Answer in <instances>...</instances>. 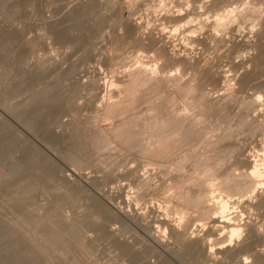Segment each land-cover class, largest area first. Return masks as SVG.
Listing matches in <instances>:
<instances>
[{"label":"rangeland","instance_id":"1","mask_svg":"<svg viewBox=\"0 0 264 264\" xmlns=\"http://www.w3.org/2000/svg\"><path fill=\"white\" fill-rule=\"evenodd\" d=\"M69 1L0 0V264H210L211 261L212 264H217L219 259V264H250L252 258H249V262L247 259L246 262L244 261L245 250L247 258L252 257L254 250H264V206L247 211L246 206L242 208L231 205L233 208L230 207L231 211H235L233 213L228 208L226 218L237 212L234 210L237 206L238 212L242 211L240 214L243 219L237 212L236 214L241 218L239 217L238 222L236 220L234 222L237 224L252 223L251 226L261 232L257 235V232L252 233L254 229H251L250 235L253 237L248 238V241H252L251 247L248 246L249 249L241 250L242 253L240 251L242 257L238 252L237 258L234 254L232 257L225 253L222 258L221 254L218 256L215 252L216 245L212 250V239L216 236L207 237L211 238V241L206 239L207 242H212L209 243V248L215 252L209 253L210 262L207 260L208 256L201 258L200 252L197 253L192 248L189 250L187 244L184 245L171 236L169 229L158 224L153 217L163 218L165 221L168 218V223L175 224L180 227V230L189 229L186 232L195 236L200 227L206 226L207 229L210 226V223L204 219L205 216L202 215L206 208L205 205L209 204L207 208H215L213 204L217 207L219 200H224L225 197L229 199L228 197L232 196L231 193H236L230 190L231 186L228 185L230 193L227 191V195L225 190L228 189L225 188V182L221 185L227 179L228 173H237V176L249 173L250 169L241 163L243 156H249L255 161L258 158L257 155H264L262 142L264 128L261 126L264 125V0H219V2L217 0L218 3L214 9L208 11L203 9L202 19L205 21H202L212 23L218 15L224 18L227 16L226 22L223 19L222 23L232 24L234 28L230 26L231 29L228 24L224 23L221 29L212 30L211 24L210 27L207 25L200 35L202 41L185 46L186 42L183 40L182 47L181 40L177 41L179 37L175 39L176 37L172 35V40L171 25L152 22V19L145 17L142 7L145 0H141L137 10L141 9L139 12L136 11L134 17L141 18L146 33L153 36L156 34L155 37H160L158 33L163 35L162 31L166 35L168 31L167 36L171 42L175 43L173 48L178 54L185 53L188 59L195 60L185 64L186 67L184 64L179 65L178 61L172 63L167 58H158L156 55L158 51H154L157 48L144 51L133 39L128 40L131 41L130 43L125 41L127 44L119 41V48L112 50L113 45L109 42L113 39L112 32L114 33L115 30V33H119V29H123L124 26L120 28L118 24L113 23L112 14L109 12H101L97 18L96 16L92 17L93 19L87 18L88 21L70 16L67 12ZM120 1L122 2L120 16L124 25L128 18L129 5L125 4V0ZM147 21L150 24H147L146 28ZM144 30L142 32H145ZM115 33L113 36H116L117 33ZM196 35L199 36L198 33L194 34ZM247 38H250L253 44L249 49L241 50L234 45L233 41ZM177 42L179 47H177ZM232 45L237 48L232 49ZM184 46L186 48L183 52ZM137 67H145L147 71L149 70L152 76V83L149 84L153 86L150 87L149 84L147 85L149 88L146 85V87L137 86L136 94L134 93L136 99L133 95L132 99H129L131 96L126 93L128 98L126 97L124 85L122 87L121 84L125 75L129 73L128 71L131 72ZM217 70L220 71L221 77L223 75L226 77L225 80L219 79V73L216 74ZM166 78H176L179 82L173 83V80H169L164 83ZM153 79L155 81L158 79L157 83ZM191 79L197 84L198 81L200 82L199 88H204L203 90L207 92H205L207 99L201 100L203 97L198 99L200 94L197 91L196 95L194 91L193 94L190 93L194 95L193 101V97L191 98L185 89L182 91L184 87L180 85ZM162 80H164L163 83ZM95 81L99 82L102 85V91L104 90L98 96L95 95L94 90H91V87L83 86V83L90 84L91 82L92 85L96 83ZM170 81L173 84L168 85ZM177 84L179 87L175 88ZM137 94L140 96L138 97ZM219 94L224 96L223 99ZM169 98L170 102H173L172 105L168 104ZM257 98L261 99L259 100L262 105L261 102L260 105L254 103ZM115 99L118 103H122L125 99L134 103L124 104L123 111L117 108L115 115L105 118V104H108V101L115 103ZM208 99L215 102L219 99V105L212 107L213 103ZM22 101L25 102L22 108L13 111L17 105L21 106ZM25 104L26 108H24ZM208 104L212 105L209 107ZM10 105L12 108L9 107ZM175 113L187 115L189 118L193 116L191 119L196 120L198 124L190 119L189 125H186L187 128L184 125L186 139L180 137V141L185 142V145L179 140L175 141L177 135L175 133L173 144L170 142L168 148L166 147L168 150L165 149V152L161 149L162 145L157 144L160 147L157 146L160 153L158 151L159 154H154L157 152H153L152 149L155 142H159L160 139L156 137L164 135L166 137L170 130L174 131V127H171L169 123L168 132L166 129L163 133V129L160 131L158 128L164 135L156 133V130L153 136V131L150 130L152 124L150 123V128L146 121L151 120L154 123L155 120L153 121L152 118L157 114V121H159L168 118L166 116L172 118L174 115L175 117ZM121 121H125L127 128L131 127L129 135L127 134V137L129 136L127 142H122L121 138L115 136L116 139L112 131L110 135L112 126L114 127ZM130 123L137 125L134 128L135 125L131 126ZM139 124L142 125L143 130H145L143 125H148L145 128L149 127L147 130L153 134L149 132L150 136L155 137L154 142L151 136L153 148L147 144L152 150L151 154L142 151L144 149L142 146L148 141L146 138L150 136L146 130L144 132L140 130L141 128L137 130L141 126ZM259 125L260 130H258ZM133 128L137 130L136 132L133 130L136 134L140 130V133L135 136V141L138 143L142 140L141 145L138 143L135 146L137 143L133 141L134 134H131ZM188 128L191 130L189 131ZM173 131L168 134L170 137ZM141 132L147 133L145 136L148 135V137L145 140L140 139L144 138ZM177 132H179L178 129ZM101 133L107 139L103 136L102 138ZM105 141L108 144L103 145ZM212 156H217V159ZM198 157L201 162L203 159V163L207 158L206 163H202L200 168L201 162L199 163ZM181 158L183 159L180 161ZM258 159L262 160L258 163L262 171L264 159L261 157ZM215 160H218L216 161L218 166ZM196 161L198 164L194 165ZM212 162L215 163V168ZM207 163L209 166L204 167ZM210 167L214 168L213 174L209 170ZM72 171L79 176L73 177V183L66 178L67 175L72 174ZM226 174L227 177H225ZM207 175H212V177ZM220 175H224L223 181ZM235 175L232 174V176ZM190 176L191 179L186 180ZM139 177L141 179L149 177L150 181L147 183L148 179H143L146 182L142 183ZM185 180L188 182L186 183ZM220 182L218 187L221 191L217 189ZM139 183H142L143 187ZM206 185L213 193L206 200L207 204L198 203L199 208L203 207L200 213L199 208H193L198 207V204H195L191 197L197 195L194 199H201L200 195L203 194L202 190L206 188ZM187 194L188 196L191 194L189 200L193 207L189 206V201L186 202L183 199L186 197V200L188 199ZM237 195L234 196L236 200L240 198V194L238 197ZM113 208L126 212L129 210L132 214H143V217L145 214L144 220L147 222L143 220V217V222L136 223L119 220V217L116 218V214L114 215ZM150 212L154 213V216ZM215 212L211 215L214 216ZM189 217L191 218L190 222L188 221L190 225L187 226ZM206 218L209 219V217ZM203 229L200 228L201 231ZM206 229L203 233H206ZM248 230L249 228H241V239L245 234L247 235ZM150 233L165 236L168 253L149 242L148 234ZM222 244L227 246L226 242L220 245ZM247 251L252 255H249ZM212 255L215 259L211 257ZM235 259H237L236 263ZM256 261V258L254 262L252 260L253 264H264L260 260Z\"/></svg>","mask_w":264,"mask_h":264},{"label":"bare ground","instance_id":"2","mask_svg":"<svg viewBox=\"0 0 264 264\" xmlns=\"http://www.w3.org/2000/svg\"><path fill=\"white\" fill-rule=\"evenodd\" d=\"M141 0H125V4H128L129 6H128V10H127V14H128V18H127V21H126V23H124V25H123V20H121V16H120V8H121V5H122V2L120 1V0H70L69 1V6H68V14L70 15V16H74V17H80V18H82V20H84L85 21V19L87 20V18L89 19V18H92V17H95L96 16V18H97V16H99V14H101V12H109V13H111L112 14V17L111 18H113V20H111V21H113V23L115 22L116 24H118V27H122L123 28V26H124V28L123 29H119V33H115V30H114V33L116 34V36H113V32H112V38L113 39H110V41L109 42H111V44L113 45L112 47H111V49L113 50V48L115 49H118L119 48V45H120V43L121 42H125V41H128V40H130V39H133L135 42H137L138 43V45L142 48V49H144V51H145V49L146 50H151V49H154V48H157V49H154V51L155 50H157L158 52H156V55H157V57L158 58H160V59H162V58H167L168 60H170L172 63L173 62H175L176 63V61H178V63H179V65H182V64H186L187 65V63H191V60L192 61H195V60H193V59H188L189 57H187V55L185 54V53H180V54H178V52H177V50L175 49V48H173V44H175V43H173V41L171 42L170 40V38H168L169 36H167V34H169L168 33V31H167V34L165 35L164 34V31H162L163 32V35L165 36H163V35H161V33H158V34H160L159 36L160 37H155L156 36V34H155V36H153V35H151L150 33H146V31L144 30V28H143V24H144V22L142 23L141 22V18H136V17H134L135 16V14H136V11H138L137 9H138V4H139V2H140ZM218 2H219V0H218ZM217 2V0H145V2H143V9H144V14H145V17L147 18H150V19H152L151 21L153 22H158V23H167V24H169V25H171L170 27V30H172L171 32H172V34L170 33V36H171V38L173 37L172 35H174L176 38L175 39H177L178 37L180 38H178L179 40H177V41H180L181 40V47H182V41L184 40L186 43H185V46H186V44L188 45V44H196L197 42H199L200 40H201V38H200V35H201V32L203 31V30H205L206 28H205V26H209L210 27V24H211V28H212V30L213 29H217L218 30V28H222L223 27V25L222 24H224L225 22H226V20H225V18L227 17H223V16H217V18H215V20H213L212 21V23H211V21L210 22H203V21H205V20H203L202 19V16L204 15L203 14V9L205 10V11H208L209 9L211 10L212 8L214 9L215 8V5L218 3ZM141 9V8H140ZM140 9H139V11H140ZM138 11V12H139ZM103 13V14H104ZM107 14V13H106ZM109 15V14H108ZM147 15V16H146ZM226 15V14H225ZM141 17H143V15L141 16ZM144 17V18H145ZM93 19V18H92ZM108 19H109V17H108ZM225 20V22H223L222 23V20ZM228 19V18H227ZM137 20H139V21H137ZM203 20V21H202ZM88 21V20H87ZM125 21V20H124ZM112 23V22H111ZM209 23V24H208ZM233 23V22H232ZM85 24V23H84ZM148 24V21H147V23L145 24V26ZM150 24V23H149ZM148 24V25H149ZM226 24V23H225ZM228 24V23H227ZM226 24V25H227ZM234 24V23H233ZM147 25V26H148ZM229 25V27L231 26L232 27V24L230 25V24H228ZM147 26H146V28H147ZM235 26V25H234ZM150 27V26H149ZM224 27H225V25H224ZM227 27V26H226ZM230 27V28H231ZM203 28H205V29H203ZM232 28H234V27H232ZM231 28V29H232ZM117 30V29H116ZM145 31V32H142V31ZM234 30V29H233ZM232 30V31H233ZM235 30H236V27H235ZM17 31V30H16ZM15 31V32H16ZM122 31V32H121ZM155 31H157V30H155ZM161 31H159V32H161ZM195 33H198L199 34V36H194V34ZM229 33H231V31L229 32ZM14 35H15V33H14ZM103 35V34H102ZM101 35V36H102ZM260 35V34H259ZM100 36V35H99ZM111 36H110V38H111ZM100 38V37H99ZM108 38V37H107ZM105 39V38H104ZM109 39V38H108ZM174 39V41H176ZM14 40V39H13ZM103 40V39H102ZM172 40H173V38H172ZM15 41H17V40H15ZM108 41V40H107ZM106 41V42H107ZM119 41H120V43H119ZM184 41H183V43H184ZM202 41V40H201ZM220 41V40H219ZM20 42V41H19ZM131 42V41H130ZM129 41H128V43H130ZM234 42V45L235 46H237L239 49H249L253 44H252V42H251V40H250V38L248 39H240V40H238V41H233ZM253 42H254V40H253ZM16 44V43H15ZM125 44H127V42H125ZM124 44V45H125ZM257 44V43H256ZM18 45V44H17ZM179 44H178V42H177V47H179L178 46ZM234 45H232V49H233V47L234 48H237V47H235ZM183 47V49H182V51L184 50V48H186V47ZM107 47V46H106ZM122 47V46H121ZM17 48V47H16ZM172 48H173V50H175V51H173L172 50ZM115 49V50H116ZM139 49V48H138ZM16 50V49H15ZM179 51V50H178ZM237 51V50H236ZM147 52V51H146ZM174 52H176V54L174 53ZM184 52V51H183ZM15 53V52H14ZM14 53L12 54V55H14ZM186 56H185V55ZM197 61V60H196ZM242 63H243V61H241ZM251 62V61H250ZM181 63V64H180ZM193 64H194V62H193ZM198 64V63H197ZM243 64H245V63H243ZM186 65H185V67H186ZM178 66V65H177ZM191 66V65H190ZM180 67V66H179ZM184 67V66H183ZM195 67H196V65H195ZM136 68V67H135ZM201 70V69H200ZM149 71V70H148ZM147 71V69L145 68V67H143V68H141V67H137V69H135V70H132L131 72H130V70L128 71L129 73H127L126 75H125V79H123V78H121V79H123V81H122V87H123V85H124V92H125V94L127 93V94H129L131 97H129V99H132V95H133V97H134V93L136 94V89L138 88L137 86H144V87H146L149 83H152L151 81H152V76L150 75V72H148ZM223 71V70H222ZM156 72V71H155ZM197 72V71H196ZM219 73V79H224L225 80V78L226 77H224V75L221 77L220 76V71L218 72V70H217V72H216V74H218ZM222 73V72H221ZM152 74V73H151ZM154 74V73H153ZM199 74H200V71H199ZM247 74V73H246ZM5 75H7L6 73H5ZM12 75V74H11ZM193 75H195V77H196V74H194L193 73ZM124 76V75H123ZM156 76V75H155ZM216 76H218V75H216ZM200 77V76H199ZM153 78H155V77H153ZM193 78H194V76H193ZM167 79V80H166ZM165 80L166 81H164V80H162V83H163V81H164V83L165 82H167V81H169V80H173L174 82L173 83H177V81L178 80H176V78L174 79V78H170V79H168V78H166ZM179 79H181V78H179ZM200 79V78H199ZM93 80H94V78H93ZM93 80H91V81H93ZM154 81H155V79H153ZM188 80V79H187ZM186 80V82L184 81L183 82V84H181L180 86L182 87H184V88H182V91H183V89H185L186 90V93H188L189 95H190V97L192 96L190 93H194V91L196 92V95H197V91H198V93L200 94V96H199V98L198 99H200V97L202 98L201 100H203V99H205L206 98V96L207 95H205V90H203L204 88H199V81H198V84L195 82L196 80H195V78H194V80L193 79H191V80H189V81H187ZM227 80V79H226ZM241 80V79H240ZM157 81H158V79L155 81L156 83H157ZM170 81V83H167L168 85L169 84H173L172 82ZM223 81V80H222ZM96 82V81H95ZM159 82H161V81H159ZM179 82V81H178ZM192 82H193V84H192ZM88 83V82H87ZM105 83V82H104ZM196 83V84H195ZM203 83V82H202ZM91 82H90V84H84L83 83V86H85L86 88L89 86V88L91 87V90H94V92H95V95L96 96H98V95H100L101 94V92H104V90L102 91V85L101 84H99V82H96V83H94V84H92L91 86ZM146 85V86H145ZM157 85H159V84H157ZM156 85V86H157ZM178 86H176L175 88H177V87H179V84H177ZM198 85V86H197ZM204 85V84H203ZM149 86H150V84H149ZM153 85H151L150 87H152ZM155 86V85H154ZM171 86V85H170ZM85 87H83V88H85ZM104 87H105V85H104ZM137 87V88H136ZM148 87V86H147ZM149 88V87H148ZM105 89V88H104ZM179 89V88H178ZM142 90V89H141ZM141 90H140V92H141ZM121 91H123V89H121ZM118 92V91H117ZM124 92H123V94H124ZM180 92V91H179ZM178 92V93H179ZM146 93V92H145ZM182 93V92H181ZM207 93V92H206ZM116 94V93H115ZM115 94H113V95H115ZM126 94V97L128 96ZM140 94V93H139ZM183 94H184V92H183ZM182 94V95H183ZM198 94V95H199ZM120 95V94H119ZM220 95V94H219ZM124 96V95H123ZM137 96H138V94H137ZM140 96V95H139ZM138 96V97H139ZM194 96V95H193ZM192 96V97H193ZM102 97V96H101ZM125 97V98H126ZM136 97V96H135ZM134 97V98H135ZM191 97V98H192ZM196 97V96H195ZM198 97V96H197ZM210 97V96H209ZM222 97V99H223V97L224 96H222V94L220 95V98ZM97 98V97H96ZM113 98H115V97H113ZM120 98V97H119ZM128 98V97H127ZM208 98V97H207ZM206 98V99H207ZM32 99V98H31ZM36 99V98H35ZM121 99H123V98H121ZM136 99V98H135ZM193 99V101H194V97L192 98ZM217 99V98H216ZM216 99H214V100H216ZM254 99V98H253ZM260 98H257V99H255L256 101L254 102L255 104L256 103H258L257 105H260V100H259ZM114 100V99H113ZM162 100V99H161ZM173 100V99H172ZM189 100V99H188ZM195 100H197L196 98H195ZM209 100V99H208ZM207 100V101H208ZM219 100V99H218ZM218 100H216V102L215 101H212L211 99L209 100V101H211L212 103H213V106L212 107H215V106H218L219 104V101ZM25 101V100H24ZM28 101V100H27ZM107 101V100H106ZM119 101V100H118ZM123 101V102H122ZM120 100V102H122V103H118L117 102V100L115 99V103H113V101L112 102H110V101H108V104L106 103L105 105H106V108H105V106H104V108H105V113H106V116H105V118L107 117V118H109V116H112V115H115V110H117V108H121L122 110L121 111H123V106H124V104L125 105H127L130 101H128L127 99H125V101L124 100ZM132 101V100H131ZM189 101H191V100H189ZM199 101V100H198ZM197 101V102H198ZM208 101V102H209ZM29 102V101H28ZM31 102V101H30ZM117 102V103H116ZM133 102V101H132ZM132 102H130V103H132ZM210 102V103H211ZM215 102V103H214ZM221 102V101H220ZM23 103H25V102H23L22 101V104H21V106L20 105H17V107H14L13 108V111H16V110H18L17 108H22V105H23ZM134 103V102H133ZM171 103V105H172V103L173 102H170V98H169V103L168 104H170ZM264 103V102H263ZM12 104V103H11ZM26 104H27V102H26ZM26 104L24 105V108H26L27 106H26ZM166 104H167V101H166ZM192 104H193V102H192ZM191 104V105H192ZM218 104V105H217ZM221 104V103H220ZM134 105V104H133ZM155 104H153V106H154ZM160 105V104H159ZM209 105V104H208ZM212 104H210L209 105V107L211 106ZM261 105H262V102H261ZM13 106H15L14 104H13ZM19 106V107H18ZM26 106V107H25ZM129 106V105H128ZM128 106H127V108H128ZM157 106H158V104H157ZM9 107H11V105L9 106ZM131 107V106H130ZM129 107V108H130ZM151 107V106H150ZM207 107V106H206ZM12 108V107H11ZM16 108V109H15ZM125 109V108H124ZM155 109H156V106H155ZM160 109V108H159ZM12 110V109H11ZM119 110V109H118ZM163 110V109H162ZM168 110V109H167ZM200 110V109H199ZM204 110V109H203ZM153 111V110H152ZM166 111V110H165ZM97 112V111H96ZM120 112V111H119ZM162 112V111H161ZM11 113V112H10ZM98 113V112H97ZM124 113V112H123ZM126 113V112H125ZM99 114V113H98ZM121 114V113H120ZM119 114V115H120ZM159 114V113H158ZM158 114H157V116H158ZM162 114V113H161ZM263 114V113H262ZM262 114L260 115L259 114V116H262ZM11 115H12V113H11ZM20 115V114H19ZM24 115V114H23ZM97 115V114H96ZM105 115V114H104ZM164 116H165V114H163ZM168 115H169V113H168ZM170 115H172V114H170ZM175 117H174V115H173V117L172 118H170L169 116H166V117H168V118H165V119H160V117H159V119L161 120H159V121H157V116L156 117H153L154 116V114L152 115V117L153 118H155V119H153L152 118V120L154 121V123L150 120V117H149V120L150 121H146L147 123L146 124H148L149 126H150V128H151V125H150V123L152 124V128L150 129V130H152L153 131V134L151 133V131H148L149 129V127L146 129L145 128V126L143 125V128L146 130V132L149 134V132L153 135V136H155V132H156V130H157V132L156 133H161V134H163L165 131H166V129H167V131L166 132H168V130L170 129V126L171 127H174V131H176V132H174L173 131V129L172 130H170V131H173L172 132V135H171V137H170V135H168V134H170V131H169V133L168 134H166V137H165V135L164 136H159V137H156V139L157 138H160L158 141L159 142H155L154 140H155V137H153L152 135V137H153V141L155 142V146H154V144L152 145L151 144V141H152V138H151V136H150V134H149V136L150 137H148V135H146L145 136V134H147V133H145V134H143V132L145 131V130H143L142 129V125L141 124H139V125H141L140 127H138L137 128V130L138 129H140V130H142L143 132H141L143 135H144V138H140V139H143V140H145V138L146 137H148V138H146V139H148V141H149V139H150V143H148V141H144L145 142V145H147V144H149V146L151 145L152 146V148H153V146H154V148L155 149H157L156 151H154L155 149L153 148L152 150H153V152H157V153H154V154H159L160 153V151H159V146H165L164 148L161 146V149L163 150H165V149H167L168 148V144H170V142L172 143L173 142V139L175 138V135L177 134L178 136H179V139H178V136L176 135V138H175V141H177V140H179V142H181L180 141V139L181 138H185L186 137V135H185V133H186V129L184 128V125L186 126L187 124L189 125V121H190V119L193 117H191V118H189L187 115L185 116V115H181V114H179V113H175ZM21 116H22V114H21ZM98 116V115H97ZM115 117V116H114ZM162 117V116H161ZM1 118V117H0ZM99 118V117H98ZM112 118V117H111ZM256 118V117H255ZM261 118V117H260ZM263 118V117H262ZM5 119V118H4ZM6 119H7V117H6ZM125 119V118H124ZM131 119V118H130ZM146 119V118H145ZM3 120V119H2ZM96 120V119H95ZM120 120V119H119ZM133 120V119H132ZM192 120V119H191ZM194 120V119H193ZM192 120V122H196V120L195 121H193ZM12 121H13V119H12ZM104 121H106L105 119H104ZM125 121H127V119H125ZM124 121V122H125ZM264 121V120H263ZM124 122L123 121H121V122H119L117 125H114V127L112 126V130H110V135H112L111 134V131H112V133L114 134L113 136L115 137H117V138H121V140H122V142H127V141H129V136L127 137V134L129 135V133H130V128L131 127H129L128 126V128H127V125H126V123L124 124ZM132 122V121H131ZM133 122H134V120H133ZM135 122H138V121H136L135 120ZM145 122V121H144ZM255 122H256V120H255ZM8 123V122H7ZM21 123H22V121H21ZM128 123V122H127ZM171 125H170V124ZM264 123V122H263ZM11 124V123H10ZM166 124V125H165ZM170 125V126H167V125ZM196 124H198L197 122H196ZM130 125H131V123H130ZM133 125H135L134 126V128L136 127V123L135 124H133ZM133 125H131V126H133ZM147 125V126H148ZM183 125V126H182ZM187 125V126H188ZM194 125V124H193ZM146 126V127H147ZM183 128H182V127ZM187 126H186V128H187ZM192 126V125H191ZM190 126V127H191ZM262 126V128H264V125L262 124L261 125ZM153 127H154V129H155V131H154V129H153ZM167 127H169V129L167 128ZM194 127V126H193ZM131 129L132 131L134 130H136V129ZM160 129V131L162 130L163 131V133L162 132H160L159 131V129ZM180 128V129H179ZM181 128H182V130L184 129V131H182L181 130ZM260 125H259V129L258 130H260ZM177 129H178V131L180 132H182V133H179V132H177ZM136 130V131H137ZM140 130H139V132L138 133H140ZM188 130L190 131L191 129L190 128H188ZM106 131V130H105ZM131 131V132H132ZM134 131L131 133V134H134V139H133V141L135 142V143H137L136 141H135V136H137V134L136 133H134ZM135 131V132H136ZM188 131V132H189ZM262 131V130H261ZM263 131H264V129H263ZM109 133V132H108ZM176 133V134H175ZM192 133V132H191ZM191 133H189V134H191ZM199 133V132H198ZM104 134V133H103ZM98 135V134H97ZM108 135V134H107ZM194 135V134H193ZM103 135H102V133H101V137H102ZM138 136H141V135H138ZM156 136H158L157 134H156ZM169 136V137H168ZM185 136V137H184ZM188 136V135H187ZM100 137V136H99ZM104 137V136H103ZM102 137V138H103ZM115 137V138H116ZM127 137V138H126ZM132 137H133V135H132ZM143 137V136H142ZM174 137V138H173ZM181 137V138H180ZM198 137V136H197ZM200 137V136H199ZM101 138V139H102ZM116 138V139H117ZM190 138H191V135H190ZM223 138H225V137H223ZM222 138V139H223ZM104 139H107V137L105 138L104 137ZM103 139V140H104ZM114 139V138H113ZM118 139V140H119ZM137 139H139V138H137ZM139 139V140H140ZM186 139V138H185ZM192 139V138H191ZM219 139V138H218ZM262 142H263V144H264V135H263V137H262ZM100 140V139H99ZM99 140H98V143H99ZM109 140V139H108ZM172 140V141H171ZM203 140V139H202ZM209 140V139H208ZM116 141V140H115ZM120 141V140H119ZM132 140H130V143L131 144H133L132 142H131ZM142 140H140L138 143L140 144V142H141ZM157 141V140H156ZM183 141H184V139H183ZM186 141V140H185ZM204 141V140H203ZM104 142V141H103ZM216 142V141H215ZM215 142H214V145H215ZM97 143V142H96ZM106 143H107V141H105V143H103V145H106ZM129 143V142H128ZM134 143V144H135ZM138 143L137 144H135V146L136 145H138ZM142 143V142H141ZM181 143H183V142H181ZM185 143V142H184ZM183 143V144H184ZM108 144V143H107ZM110 144V143H109ZM123 144V143H122ZM125 144V143H124ZM130 144V145H131ZM144 144V143H143ZM157 144H159V146L157 145ZM161 144V145H160ZM173 144V143H172ZM171 144V145H172ZM176 144H177V142H176ZM182 144V145H183ZM188 144V143H187ZM262 144V145H263ZM141 145V144H140ZM145 145H143L142 146V148L144 147V149H142L140 146V148L142 149V151H144L143 153H145V152H147V154H148V152L151 154L152 153V150H151V148H149V146L147 145V146H145ZM171 145H170V147H171ZM185 145V144H184ZM261 145V146H262ZM127 146V145H126ZM150 146V147H151ZM157 146L159 147V148H157ZM173 146V145H172ZM176 146H178V145H176ZM181 146V145H180ZM133 147V146H132ZM132 147H130V149L132 148ZM138 147V148H139ZM167 147V148H166ZM203 147V146H202ZM213 147H216V146H213ZM124 147H122V149H123ZM134 148V147H133ZM171 148H173V147H171ZM211 149H213L212 147H211ZM264 149V148H263ZM132 150V149H131ZM139 150V149H138ZM161 150V151H162ZM168 150V149H167ZM199 150H200V148H199ZM205 150V149H204ZM214 150H215V148H214ZM135 151V150H134ZM136 151H137V149H136ZM158 151H159V153H158ZM169 151H170V149H169ZM208 151V150H207ZM223 151V150H222ZM139 152V151H138ZM165 152H166V150H165ZM171 152V151H170ZM169 152V153H170ZM205 153V152H204ZM208 153V152H207ZM260 153V152H259ZM140 154H141V151H140ZM146 154V155H147ZM150 154H149V156H150ZM167 154V153H166ZM200 155V154H199ZM202 155H203V153H202ZM209 155H210V153H209ZM218 155V154H217ZM73 156V155H72ZM155 156V155H154ZM154 156H153V158H154ZM160 156V155H159ZM164 156V155H163ZM189 156V155H188ZM224 156V155H223ZM226 156V155H225ZM258 156V158L259 157H261V159L263 158L264 159V155H257ZM195 157V156H194ZM202 157V156H201ZM206 157V156H205ZM208 157V156H207ZM212 157H217V156H212ZM244 158H243V162L241 161V163H243V165H244V167L246 166L248 169H250L249 170V173H242V174H238L239 176H237V173H231L230 172V174L228 173V177H227V174H226V176L225 177H227V179H225V181H223V179H224V175H220V176H222L221 177V179H222V184H221V182L220 183H218V185H217V187L218 186H220V184L221 185H223V183L225 182V188L226 189H228V185H230L231 187H229L230 188V190H232V191H234V192H236V193H231L232 194V196H230L231 197V199H230V197H228L229 199H227L226 197H225V199L223 200H217L219 203H218V205H217V207L216 206H214V204L211 202V201H213V199H214V197L212 198V200L210 201L212 204H213V207H215V208H207V206L209 205V204H207L206 203V200L208 199V197L210 196V194H212L213 192H211V190H210V188H208V186L206 185V188L204 187V190H202L203 191V194L201 193V197L203 198V200H202V198L201 199H199V200H195L194 198H195V196H197V195H192V199L191 198H189L190 197V195L191 194H189V196H188V194H187V196H188V199L186 200V196H184V197H186V198H183L186 202L187 201H189L190 202V204H189V202H188V204H189V206L190 205H192L191 204V201L189 200V199H191L192 201H194V203L196 204H201L202 205V203L203 202H205V204H207V205H205L204 203V205L206 206V208H204V213L202 214V215H204L205 216V218H204V216H202L206 221H208V223H210V226L207 224V226H209L207 229L205 228L206 226H203V227H200L201 229H203L202 231L200 230V228H199V230H197L198 231V234H196L195 236H193V234H191V233H187L186 231H188L189 229H187L186 230V228H182V230H180V227H177L175 224H171V222H167L168 221V218H167V221H165L163 218L161 219H159L158 217H156V216H154V213H151V215H153L154 217H153V219H155L156 220V222H158V224H160V225H163V226H166V228L167 229H169V231H170V235L171 236H173L174 238H176V239H178V241H181V243L182 244H187L188 246H189V250H190V248H192L193 250H195L197 253L198 252H200L201 254H202V256H201V258L204 256H208L209 258L207 259V260H209V262H210V256H209V253L210 252H212V253H217V255L218 254H221V256L220 255H218V256H220L221 258H222V255H232V257H236V256H238V252L240 253V251L241 250H243V249H249L251 246H250V244H251V242L252 241H248V238H252L253 237V235H252V237H251V229L253 228L252 226H251V224H249V222L247 223H245L244 222V224H237V220H239V217L241 216V214L240 213H242V211H240V213L238 212V209H237V206L238 207H242V206H246L247 207V211H248V209H255L256 207H260V208H262L263 206H264V187L262 188V186H264V169L261 171L260 170V166H259V164L258 163H260L262 160H260V159H258L257 157H256V155H255V157L257 158V159H255V161L254 160H252V159H250V157L249 156H243ZM75 158V157H74ZM199 159H200V157H198ZM252 158V157H251ZM183 158H181L180 159V161L182 160ZM198 159V160H199ZM203 159H204V156H203ZM203 159H202V162H201V159H200V161H199V163H200V166H199V168L201 167V164L203 163ZM213 159V158H212ZM217 159V158H216ZM222 159V158H221ZM228 158H226V160H227ZM206 160H207V158H206ZM206 160L204 161V163H206ZM209 160H211V159H209ZM258 160V161H257ZM193 161V160H192ZM212 161V160H211ZM210 161V162H211ZM216 161H218V160H215V163H216ZM179 162V161H178ZM239 162V161H238ZM194 163V162H193ZM203 163V164H204ZM212 163H214V162H212ZM215 163H214V168H215ZM218 163V162H217ZM216 163V166H218V164ZM196 164H198L197 163V161H196V163L194 164V165H196ZM211 164V163H210ZM206 165H208V163L207 164H205L204 165V167L206 166ZM237 165V164H236ZM179 166V165H178ZM193 166V165H192ZM203 166V165H202ZM209 166V165H208ZM242 166V165H241ZM240 166V167H241ZM195 167V166H194ZM207 167V166H206ZM233 167V166H232ZM212 168V169H211ZM213 167H210V169L209 170H211V172H212V174H213V169H214ZM237 168V167H236ZM190 169V168H189ZM245 169V168H244ZM262 169V168H261ZM231 170V169H230ZM243 170V169H242ZM168 172V171H167ZM173 172V171H172ZM206 172V171H205ZM210 172V173H211ZM200 173L202 174V172L200 171ZM208 173H209V171H208ZM204 174V173H203ZM215 174H216V172H215ZM232 174H236L235 176H232ZM165 175H166V173H165ZM187 176H188V174H186ZM230 175V176H229ZM75 176L77 177L78 175L76 174V172H73L72 171V174H69V175H67V180L69 181V182H72L73 183V177L75 178ZM203 176V175H202ZM208 176V175H207ZM216 176V175H215ZM220 176H218L219 178H220ZM237 176V177H236ZM79 177V176H78ZM181 177V176H180ZM179 177V178H180ZM182 177H184L183 175H182ZM186 177V176H185ZM208 177H212V175L210 176H208ZM81 178V177H80ZM84 178V177H83ZM140 178V177H139ZM149 178V177H148ZM147 178V179H148ZM188 178H190L191 179V176L190 177H187L186 178V180L188 179ZM200 178V176L198 177V179ZM207 178V177H206ZM78 179V178H77ZM87 179V178H86ZM144 178L142 177V179L140 178V180L138 179V181H140V182H142V183H145L146 181H144V180H147V179H144ZM150 179V178H149ZM148 179V181H147V183L150 181ZM176 179V178H175ZM220 179V180H221ZM83 180H85V178L83 179ZM83 180L81 181L82 183H83ZM186 180H185V182H186ZM211 180V178L209 179V181ZM199 181V180H198ZM188 182V181H187ZM186 182V183H187ZM190 182V181H189ZM195 182V181H194ZM217 182V181H216ZM84 183H86V182H84ZM142 183H139V185L140 184H142ZM147 183H146V185H147ZM212 183V182H211ZM190 184H194V183H190ZM189 184V185H190ZM196 184V183H195ZM227 184V185H226ZM145 185V186H146ZM173 185V184H172ZM178 185V184H177ZM214 185V184H213ZM174 186V185H173ZM183 186V185H182ZM185 186V185H184ZM205 186V185H204ZM142 187H143V184H142ZM210 187H212V186H210ZM180 188V187H179ZM182 188V187H181ZM192 188V187H191ZM213 188H214V186H213ZM185 189V188H184ZM217 189H221V188H217ZM216 189V190H217ZM213 190V189H212ZM219 190H218V192H219ZM222 190H223V186H222ZM230 190L228 189V190H225L226 191V194L228 195V193H227V191H229V193H230ZM187 191V190H186ZM221 191V190H220ZM225 191H222L223 193L225 192ZM231 191V192H232ZM176 192V191H175ZM198 192V191H197ZM173 193H174V191H173ZM182 193H183V191H182ZM237 193H238V195H239V197L240 198H238L237 200H236V197L234 198V196L235 195H237ZM199 194H200V192H199ZM225 194V195H226ZM234 194V195H233ZM180 195H181V193H180ZM179 195V196H180ZM218 195H220V194H218ZM238 195H237V197H238ZM169 196V195H168ZM183 196V195H182ZM200 196L198 195V197L200 198ZM213 196H214V194H213ZM102 197V196H101ZM219 197V196H218ZM223 197H224V195H223ZM223 197H221L220 196V198H223ZM243 197H245V198H243ZM233 198V199H232ZM103 199V198H102ZM181 199V198H180ZM194 199V200H193ZM217 199V196H216V198H215V200ZM219 199V198H218ZM106 200V199H105ZM202 202H201V201ZM217 201H214L215 203H217ZM107 202V201H106ZM184 202V201H183ZM207 202H209V201H207ZM193 203V204H194ZM199 204H198V207H193V205H192V207L193 208H199ZM203 205V206H204ZM234 205V207H235V205H237L236 206V209H234V210H237V212H238V214L240 215V216H238V214H233V216L231 215V217H225V214H226V211H228L229 209L228 208H232V206ZM186 206H188V205H186ZM204 206V207H205ZM108 208V207H107ZM119 208V207H118ZM191 208V207H190ZM189 208V209H190ZM192 208V209H193ZM231 208H230V211H231ZM243 208V207H242ZM114 209V208H113ZM200 209V213H201V210L203 209V207L201 206V208H199ZM233 209V208H232ZM257 209V208H256ZM198 210V209H197ZM243 210V209H242ZM112 211V210H111ZM111 211H110V213H111ZM215 211H217V212H219L218 213V215H221V217H217L218 215H217V212H215ZM247 211H245V213H248ZM213 212H215L216 214V217H214L213 215H211V214H214ZM232 212V211H231ZM233 212H235V211H233ZM232 212V213H233ZM113 213V212H112ZM188 213V212H187ZM186 213V214H187ZM195 213V212H194ZM230 213V212H229ZM263 213V212H262ZM116 214V218H118L119 220H124V222L125 221H127V222H141L142 221V215L143 214H141V215H138L137 213L136 214H132V212L130 213V211L128 210V212H126V211H123L122 209H117V208H115L114 209V215ZM147 214H148V212L146 213V216H147ZM189 214V213H188ZM228 214V213H227ZM199 216V215H198ZM236 216H237V219H236ZM258 216V215H257ZM206 217H209V219H207ZM242 217V219H243V216H241ZM240 217V218H241ZM144 218H146L145 217V214H144V217H143V220H144ZM152 218V217H151ZM188 218V217H187ZM225 218V219H224ZM245 218V217H244ZM252 218V217H251ZM67 219V218H66ZM190 217H189V220H187V222L189 221L190 222ZM193 219V218H192ZM242 219H241V221H242ZM237 221L236 223L234 222V221ZM66 221H68V220H66ZM145 221V220H144ZM183 221V220H182ZM181 221V222H182ZM248 221V220H247ZM143 222V221H142ZM145 222H147V221H145ZM154 223H155V221H153ZM186 222V221H185ZM189 222L188 223H186L187 224V226H189L190 224H189ZM205 222V221H204ZM252 222V221H251ZM240 223V222H239ZM70 223H68V225H69ZM132 224H134V223H132ZM150 224V223H149ZM157 224V223H156ZM185 223H184V226L186 225ZM189 224V225H188ZM192 224V223H191ZM70 225H72V224H70ZM152 225V224H151ZM179 225V224H178ZM159 226V225H158ZM181 226L183 227V224H181ZM186 226V227H187ZM196 226V225H195ZM161 227V226H160ZM160 227H159V229H160ZM140 228V227H139ZM162 228V227H161ZM190 228V227H189ZM196 228V227H195ZM241 228H249V230L247 231V235L245 236L244 235V237L241 239V237H242V235L240 236V234H242L241 232L242 231H240L241 230ZM158 229V230H159ZM193 229V228H192ZM196 229H198V228H196ZM195 229V230H196ZM206 229V233H203L204 232V230ZM254 229V231L252 232V233H254V232H257V235H259L260 234V232L261 231H257L256 229H255V227L253 228ZM252 229V230H253ZM243 230V229H242ZM147 231V230H146ZM168 231V230H167ZM194 231V230H193ZM192 231V232H193ZM200 231V232H199ZM142 232V231H141ZM156 232V231H155ZM154 232V233H155ZM259 232V233H258ZM112 233H113V231H112ZM160 233V232H159ZM194 233H195V231H194ZM244 233V232H243ZM169 236V235H168ZM167 236V237H168ZM216 236V238L215 239H212L213 240V245H212V250H213V248L215 247V245L217 246V248H215V252L214 251H211V249L209 248V243L211 244L212 242H209V241H211V238L209 239V238H207V237H215ZM228 236V237H227ZM236 237V239H232V238H235ZM256 236V234L254 235V237ZM164 237L165 236H162V235H159V234H156V235H154V234H152V233H150V234H148V240H149V242H151L152 244H153V246H155L156 248H158V249H160V250H162V251H166V243H165V239H164ZM257 237V236H256ZM255 237V238H256ZM227 238H229V239H227ZM240 238V239H239ZM206 239H208L209 241L207 242V240ZM226 239V240H225ZM229 240V241H228ZM232 240V241H231ZM235 240V241H234ZM177 241V240H176ZM234 241V242H233ZM254 241H255V239H254ZM253 241V242H254ZM260 241V240H259ZM259 241H258V243H259ZM263 241V240H262ZM223 242H226V245L227 246H224V244H222V245H220L221 243H223ZM229 243V245H228V243ZM257 242V241H256ZM180 243V242H179ZM258 243H256V244H258ZM253 244H255V243H253ZM262 244V243H261ZM220 245V246H219ZM263 245H264V243H263ZM187 246V247H188ZM219 246V247H218ZM248 246H250L249 248H247ZM259 246V245H258ZM187 247H186V249H187ZM152 248V247H151ZM254 248V247H253ZM260 248H261V246H260ZM186 249H184V250H186ZM187 249V250H188ZM208 249H209V252H208ZM252 249V248H251ZM256 249V248H255ZM258 249V248H257ZM263 249H264V247H263ZM254 250V249H253ZM252 250V251H253ZM258 250H260V249H258ZM167 253H168V249H167V251H166ZM195 252V254H197ZM244 252V251H243ZM245 252H246V250H245ZM245 252H244V257H245V259H244V257H243V259H244V261L247 259V261L249 260V258H252L250 261H251V263L250 264H253V262H254V259L256 258L257 259V261L256 262H258V260H260V261H262V262H264V250H262V251H253L252 252V254H250L248 251V253H249V255H252V257H246V254H245ZM167 253H165V254H167ZM189 253V252H188ZM200 253H199V255H200ZM223 253H225V254H223ZM241 253H242V251H241ZM240 253V254H241ZM175 254H176V252H175ZM184 254V253H183ZM211 254V253H210ZM233 254H234V256H233ZM236 254V255H235ZM169 255H170V253H169ZM190 255V254H189ZM198 255V256H199ZM213 259H215L214 258V256L212 255L211 256ZM223 257H226V256H223ZM229 257V256H228ZM241 257H242V254H241ZM241 257H240V259H241ZM253 257H254V259H253ZM162 258V257H161ZM237 258V257H236ZM204 259V258H203ZM218 259V258H217ZM243 259H242V261H243ZM224 260H225V258H224ZM231 260L233 261V258H231ZM252 260H253V262H252ZM196 261V260H195ZM216 261V260H215ZM214 261V262H215ZM218 261V260H217ZM216 261V262H217ZM219 261H220V259H219ZM219 261H218V263L217 264H219ZM221 261H222V259H221ZM230 261V260H229ZM243 261V262H244ZM259 261V262H260ZM163 262V261H162ZM208 262V261H207ZM212 262V261H211ZM210 262V264H212ZM235 263L237 262V259H235V261H234ZM246 262V261H245ZM249 262V261H248ZM261 262V263H262ZM239 263V262H238ZM240 263H242L241 261H240ZM207 264V263H206ZM232 264V263H231ZM234 264V263H233ZM242 264H246V263H242Z\"/></svg>","mask_w":264,"mask_h":264}]
</instances>
